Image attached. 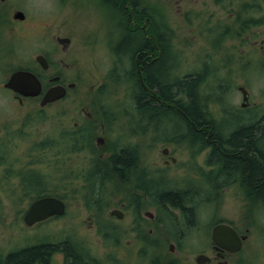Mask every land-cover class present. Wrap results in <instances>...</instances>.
Instances as JSON below:
<instances>
[{
	"label": "flooded vegetation",
	"instance_id": "af4514ba",
	"mask_svg": "<svg viewBox=\"0 0 264 264\" xmlns=\"http://www.w3.org/2000/svg\"><path fill=\"white\" fill-rule=\"evenodd\" d=\"M51 1L57 3L56 8L54 4L37 7L28 6L27 2L20 0H0V89L7 92L3 95L11 99L17 110H22L26 104L39 102L41 105L50 90L63 89L61 97L42 106L63 107L66 115L60 132L63 140L52 146L64 147L65 163L58 167L57 174H62L68 185L58 191L57 195L51 196L63 200V215L74 207L87 214L88 220L81 218L77 222L83 227L85 238L68 233L61 241L63 246L50 251L47 259L35 260L33 264H256L257 260L264 264V223L261 226L259 221L260 217L262 221L264 215V200L260 196L255 195L253 198L248 194L242 185L241 176L229 179L213 173L218 161L210 157L211 145H201L191 139L188 143L190 151L204 155L202 162L208 164L209 169L203 165L202 171L207 170V174L197 172L190 177L178 179L175 175L162 172L177 162L169 146L161 149L163 163L161 167L154 168L151 174L150 167L141 161L144 150L141 144L131 141L117 144L111 140L112 118L106 117L108 113L105 111L90 109L86 100V69L78 50L73 47L74 32L77 30L70 26L67 11L71 0ZM85 1L104 7L103 11L107 10L109 15L114 14L111 24L100 25L97 31L100 49L105 50L110 57L109 65L113 74L122 82L136 85V76L124 73L135 69L147 93L157 97L154 89L146 82L140 56L145 61L154 54L161 55L168 60L169 70L172 69L170 65L176 66L180 59L179 54L168 59L165 24L161 20L155 23L149 0H123L124 7L130 13L128 18L122 16L124 12L119 8L121 3L116 0ZM174 1L179 6H218L221 15L215 17L213 12V17L207 19L209 26H203L202 21L198 20L194 22V27L198 28L200 34H206L208 42L215 44L213 48L223 43L228 46L227 42L230 43L227 48H212L203 53V60L197 62L196 68L185 75H201L198 98L202 102L203 112L218 118L240 115L245 119L252 118L263 127L264 85L261 84L264 83V0ZM141 15L142 21L139 20ZM139 27H146L144 36L153 41L156 51L148 50L147 54L143 50L133 59V55L125 51L122 40L125 29L134 31ZM116 33L121 38L117 41ZM157 34L163 36L162 47L157 42ZM17 72L24 73L20 82L27 93L7 85ZM181 78L182 74L177 71L172 80ZM101 84L93 85L91 91L100 90ZM206 84L210 85L207 90L204 88ZM232 87H237L241 95L238 107H229L228 97ZM72 96L76 100L71 99ZM179 99L188 101V96L180 91L175 97V100ZM68 101L70 106L64 103ZM159 101L167 106L166 102ZM173 108L176 111L179 106L174 105ZM164 119L160 117L143 121L142 130L138 128L130 131L138 135L148 131L154 122L158 124L155 128L161 129ZM20 121L24 125L22 119ZM9 127L11 125L0 127V134ZM262 138L264 150V134ZM49 139L51 142L55 137ZM87 150L90 151L88 157ZM126 150L136 153L134 169L121 178L117 172L120 166H113L114 173L103 177L101 181L104 189L90 190L93 173L102 170L100 165L110 162L114 165L112 157ZM80 156L83 159L78 168L74 159ZM175 179L177 181H172ZM227 180L237 183L244 194L245 202L239 225L220 216L218 198L224 195L226 187L223 183ZM75 182L78 183L76 187L73 186ZM152 182L158 183V189L152 186ZM108 185L110 190L105 189ZM164 192L178 193L182 198L180 202L172 204L162 199ZM43 196L47 195L39 197ZM220 224H224L229 232L220 229L215 233V228ZM231 228L235 234L230 232ZM44 241L55 243L50 239L25 243L5 250L0 259H4L10 252ZM57 253L59 259L55 257Z\"/></svg>",
	"mask_w": 264,
	"mask_h": 264
},
{
	"label": "rangeland",
	"instance_id": "374dc122",
	"mask_svg": "<svg viewBox=\"0 0 264 264\" xmlns=\"http://www.w3.org/2000/svg\"><path fill=\"white\" fill-rule=\"evenodd\" d=\"M20 1L27 2L28 6L40 7L45 5L46 7L54 4V8L57 7V3H53L51 0ZM149 7L155 23L158 24L161 20L165 24V30L168 34V59H171L174 54H179L180 63L176 66L170 65L172 69H168V75L172 74V78H174L178 71L184 77L196 68L197 62L203 60V53L212 50L213 45H215L208 42L206 34L202 35L198 32V28L194 27V22L201 20L203 26H209L207 19L212 18L213 15L215 17L220 16V8L212 4L202 6L182 4L179 6L174 0H149ZM103 9L105 8L96 3L71 0L67 10L68 15H70V26L78 32L76 34L77 32L75 33L72 29L74 32L73 47L78 50L81 62L85 65L87 75L86 100L90 109L105 111L108 113L106 117L112 118L110 137L113 142L123 144L131 141L141 144V148H144L141 161L150 167L151 174L154 172V168L161 167L163 163L161 149L164 146L170 147L177 157V162L172 168L164 169L163 173L175 175L178 179L179 177H190L197 172L198 174H207L205 172L207 170L203 172L201 167L205 165L202 162L204 155L191 152V148L188 147V143L191 142L190 138L187 137L184 142H181L182 139L179 140V137L176 136L178 133L174 131L176 124L174 119L177 118L173 115L174 111L171 112L170 116L162 115L165 119L161 129H156L158 124L154 122L150 124L148 131L142 133L140 128L141 133L138 135L130 131L133 128H129L128 122L131 119L135 122L140 120L134 101V85L122 82L118 76L113 74L109 65L110 57L105 53V50L100 49L97 31L100 25L109 26L111 17H114V14L109 15L108 11H103ZM199 11H202L200 15L198 14ZM62 17L63 13L60 14V20ZM104 29L109 31L107 28ZM119 37V34L116 33L115 40L121 39ZM227 43L230 46V43ZM228 46L223 43L216 45L213 49L218 50ZM126 71L124 73L127 74ZM260 82L261 80L258 81V84ZM99 84H101L100 90L92 92L91 87ZM255 84L257 85L256 80ZM261 85L263 86L264 83ZM204 88L207 90L210 85L206 84ZM3 94H7V92L0 89V127L3 128L4 125H11V127L5 129L6 135L0 134V257L4 255L5 250L32 241L43 239L62 241L68 236V233H72L81 239L85 238L86 233L77 222L81 218H85L87 221L88 215L74 207L68 214L35 225L27 226L23 220L24 212L34 200L35 193L21 188L19 184L21 177H17L20 171L27 167L26 169L31 172L32 168L37 169V166H41L47 173L46 177L50 187L59 189L61 187L57 186L58 183L62 181L65 183V177L60 173L57 174L58 167L66 159L64 147L52 146L53 143L63 140L62 133H60L64 127L63 121L66 116L63 107H42L39 102H36L26 104L22 110H17L11 99H7ZM71 99L76 100L73 96ZM228 100L230 102L229 107L240 105L241 95L237 87L231 88ZM64 103L66 106H70L69 101ZM13 116L15 117L13 118ZM66 118L68 119L69 116L67 115ZM17 119L18 121H16ZM21 119L24 125H21ZM49 137H55V139L50 142ZM88 154L90 151L87 150V157ZM97 158L101 160L100 157ZM82 159V156L75 157L76 167L82 163ZM205 166L209 169L208 164ZM218 167L219 165L216 163L214 174ZM217 174L219 175V172ZM77 182L73 184L74 187L78 185ZM64 187L65 185L62 188L64 189ZM225 187L224 195L218 198L220 204L218 206L221 208L220 216L239 225L240 214L245 202L242 188L234 182L225 184ZM105 189L110 190V185L106 186ZM31 197L33 198L31 199ZM76 201L78 200L76 199ZM18 210L23 212L18 214ZM71 216L73 217L70 218ZM262 218V221L261 217L259 218L261 226L264 223V215ZM55 257L59 259L60 255L57 253ZM255 263L260 264V261L257 260ZM261 264H263L262 261Z\"/></svg>",
	"mask_w": 264,
	"mask_h": 264
},
{
	"label": "trees",
	"instance_id": "16d2710c",
	"mask_svg": "<svg viewBox=\"0 0 264 264\" xmlns=\"http://www.w3.org/2000/svg\"><path fill=\"white\" fill-rule=\"evenodd\" d=\"M116 1L121 3L119 8L124 12L122 16L128 18L130 13L124 7V1ZM139 20L142 21V15ZM145 28H135L134 31L125 29L122 40L124 49L133 55V59H135L138 52L143 50L147 51V54H149L148 50L150 52L156 51L153 41L144 36ZM157 40L160 47H162L163 36L158 35ZM154 55L150 57V59H153L151 61L148 58L144 61L141 55L140 62L143 65L146 82L151 89H154L157 97L147 93L145 87L141 85L135 69L126 71L130 75L133 74V77L136 76L138 81L134 85L133 95L140 122L159 119L163 114L170 116L171 112L175 111L173 106L178 105L179 109L173 112V115L177 118L174 119L176 123L174 131L178 133L176 136L179 137V140L182 139L181 142H184V139L188 137L190 140H196L201 145H211L210 157L220 164L215 174L219 172V175L229 179L235 176L238 177V175L241 176L242 185L248 194H251L250 196L253 198L255 195L260 196L264 200V150L262 148L264 123L261 127L252 118H249V120L240 115H231L230 118L228 116L226 118L207 116L203 112L202 102L198 98V84L201 75L184 76L181 79L172 80L171 76L168 75V60L163 59L161 55ZM180 91L186 93L188 101H185V99L175 100ZM159 100L166 102L167 106L160 103ZM112 159L114 165L111 162L106 165L101 164L102 170L93 173L90 190L104 189L101 181L103 177L114 173L113 166H120L117 172L121 178H124L128 171L133 170L135 167L136 153L126 150L114 155ZM26 168L20 171L18 175V177H21L19 184L26 191L34 192V199L42 195H57V192L63 189V185H68L62 181L57 185L61 188L50 187L49 180L46 177L47 173L44 172L41 166H37V169L32 168L31 172ZM230 182L233 181L227 180L224 185ZM152 186L157 188L158 183L152 182ZM161 197L172 204L180 202L182 198L178 193L172 192H164ZM18 211V214L23 212L22 210ZM63 245L64 243L61 241H55L54 244L44 241V243L10 252L4 259H0V264H33L35 260L47 259L50 251H56Z\"/></svg>",
	"mask_w": 264,
	"mask_h": 264
},
{
	"label": "water",
	"instance_id": "95a60500",
	"mask_svg": "<svg viewBox=\"0 0 264 264\" xmlns=\"http://www.w3.org/2000/svg\"><path fill=\"white\" fill-rule=\"evenodd\" d=\"M23 75H24L23 72L15 73L11 77V79L7 85L9 87L14 88L17 91L27 93L24 90V85L20 82V79H22ZM39 86H40V84H39ZM35 93H37V92H35ZM63 94H64L63 89H57V88L52 89L45 95V97L43 98V100L41 102V105L43 106L46 103L61 97ZM64 211H65V204H64L63 200H61L55 196L47 195V196L39 197V198L35 199L34 201H32L28 210L25 212V214L23 216V220H24V223L26 225H33V224L40 222V221H43V220H45V219H47L53 215H62L64 213ZM220 229H224L227 231L225 225L220 224L215 228V233H216V231H219ZM229 230H230V232L234 233L232 228ZM227 232H229V231H227Z\"/></svg>",
	"mask_w": 264,
	"mask_h": 264
},
{
	"label": "bare ground",
	"instance_id": "6f19581e",
	"mask_svg": "<svg viewBox=\"0 0 264 264\" xmlns=\"http://www.w3.org/2000/svg\"><path fill=\"white\" fill-rule=\"evenodd\" d=\"M171 76V78H172V75H170ZM173 79V78H172ZM137 120V119H136ZM129 128L131 129V128H133V129H142V127H143V123L142 122H140V120L138 121H134L133 119H131L129 122Z\"/></svg>",
	"mask_w": 264,
	"mask_h": 264
}]
</instances>
